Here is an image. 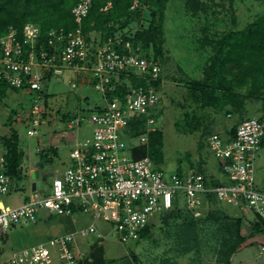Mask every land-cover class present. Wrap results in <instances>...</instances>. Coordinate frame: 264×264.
Masks as SVG:
<instances>
[{"label":"built area","instance_id":"built-area-1","mask_svg":"<svg viewBox=\"0 0 264 264\" xmlns=\"http://www.w3.org/2000/svg\"><path fill=\"white\" fill-rule=\"evenodd\" d=\"M90 4L91 0H79L73 6L74 28L47 32L51 51L36 48L39 27L34 24L27 29L23 43L11 27L0 37V81L31 99L27 135H35L44 123L46 107L41 91L46 74L58 76L67 68L82 73L83 81L91 82L104 101L87 116L78 111L69 120V128L78 130L87 123L91 130L75 141L68 153L69 165L55 172L47 194L40 184L23 204L5 205L2 197L9 193L12 180L0 155V235L18 225L35 224L41 212L46 217H69L73 221L79 215L92 218L73 231L52 236L47 243L12 253L0 259V264H51L52 254L61 264H78L85 253L76 249L77 238H104L96 221L105 228L109 226L121 243L136 242L144 227L157 214L175 207L177 200L193 217L202 216L212 207L211 196L241 211L250 223L264 221V188L258 186L254 164L264 139V108L260 115L240 121L231 138L218 133L207 137L217 175L193 169L167 172L149 156L135 158L136 150L147 144L148 133L155 129L152 115L160 103L155 82L162 68L157 60L144 56L127 35L99 38L93 47L81 29ZM131 75L143 79L144 84L132 86ZM123 85L126 91L113 95ZM142 120L141 134L130 135L131 124L138 125ZM211 176L217 183L211 182ZM247 214L251 215L249 219ZM260 250L264 252V245Z\"/></svg>","mask_w":264,"mask_h":264},{"label":"rangeland","instance_id":"rangeland-1","mask_svg":"<svg viewBox=\"0 0 264 264\" xmlns=\"http://www.w3.org/2000/svg\"><path fill=\"white\" fill-rule=\"evenodd\" d=\"M212 2L207 3L208 10L202 12L190 9L187 0H167L159 22L161 33L157 35L162 42L161 54L156 56V59L160 61L163 79L160 85V103L155 113L153 127L162 132L163 161L160 167L167 172L178 169L188 170L192 165L193 170L201 166L208 174L217 175L215 159L207 146L206 138L209 135L205 137L203 132L206 130V132L218 133L222 138H226L229 130L241 119L258 116L263 109V99L244 96L252 90L250 83L237 89L244 97L241 98L243 101L240 107L231 102L219 111L202 106L201 101L194 100L190 95L186 81L203 77V67L216 50L215 41L229 30L244 28L264 11V0H214ZM159 17L156 14V21ZM150 19L149 10L144 7L138 18L131 20L127 27L118 29L116 33L130 35L139 30H145L149 27ZM88 36L92 46L95 47L94 44L99 40L100 33L91 31ZM143 50L141 52L155 57L151 43L147 49ZM248 66L247 62V70H251ZM251 73L254 76L252 70ZM82 76V73L67 68L61 75H50L43 82L41 93L46 104V114L44 123L38 127L35 135L26 133L31 128L26 119L31 106L30 97L24 92H16L15 101L10 97L6 100L10 106H16L19 110L20 122L1 124L8 117L9 108L6 107V112L0 116V152L5 151L1 146V138H9L12 129L17 132L19 147L23 151L21 163L23 180H12L6 204L16 205L20 202L23 204L27 200L26 195L34 180L30 175V169L38 170L37 180L44 194H47L55 172L69 165L67 157L73 145L66 143L64 133L77 130L76 127H73L74 129L68 127L69 120L78 111L87 116L95 105L104 102L91 82L85 83ZM70 83H75L76 87H71ZM185 113L194 114L198 120V128L193 132H186L183 128ZM62 115H66L65 122L62 120ZM90 130L91 126L85 123L77 131L82 137ZM44 156L45 158L41 160ZM40 162L42 167L38 166ZM254 164L256 180L260 187L262 184L264 186V142L255 154ZM179 201L177 200L172 209L157 214L152 221L149 235L137 242L121 243L109 226L105 228L103 223L96 221L97 226L104 231V238L100 241L108 264H223L224 259L219 251L226 232L223 228L225 221L215 222L201 218L196 222L192 221L193 225L190 226V217ZM213 205V209L222 210L216 211L217 213L237 217L233 214L235 209L227 204L216 201ZM171 210L176 212L167 214ZM205 213L206 210L203 214ZM239 213L243 214L241 211ZM250 217L251 215L247 214V218ZM59 218L55 216L52 220L45 219L44 212H41L35 224L19 225L7 230L0 239V252L3 250V254L7 255L12 251L29 248L31 245L47 243L60 223ZM243 218L240 232L247 236L249 241L247 245L249 243L251 245L236 253L234 262L239 259H248V264H264V253L260 251V244L256 242L259 240L250 236V221L244 216ZM91 220L92 218L89 221ZM86 221L84 217L80 226L89 222ZM186 226L192 229L185 232ZM95 240L92 237L77 238L76 249L85 253L82 259ZM132 253L136 258H133ZM51 258V264H61L55 254H52Z\"/></svg>","mask_w":264,"mask_h":264},{"label":"trees","instance_id":"trees-1","mask_svg":"<svg viewBox=\"0 0 264 264\" xmlns=\"http://www.w3.org/2000/svg\"><path fill=\"white\" fill-rule=\"evenodd\" d=\"M212 1L214 0H187L190 9L202 12L208 10L207 3ZM78 2L79 0H0V37L7 34L11 27L16 32V39L23 43L27 29L34 24L39 27V38L36 48L51 51V47L47 45V32L54 28H63L66 31L74 28L75 21L71 9ZM166 2L167 0H91L90 7L81 22L82 32L85 35H89L91 31L99 32L100 39L104 40L106 37L114 35L118 29L122 30L124 27H127L129 22L138 18L144 7H146L151 16L149 27L127 36H129L128 39L133 41V45L139 46L140 49H147L151 43L155 55L152 58L160 64L156 56H160L161 54L160 45L162 39L157 34L161 33L159 22L162 19L161 15ZM151 6H154V8H150ZM156 14L160 16L157 21L155 19ZM202 31H205V29H202ZM87 39H89V36ZM215 43L216 50L208 63L203 67V77L201 79H189L186 81L190 95L194 100L201 101L202 106L220 111L227 103L231 102L240 107L243 101L241 98L244 97L237 89L250 83L252 90L248 91L244 96L247 98L256 97L263 99L264 108V11L244 28L229 30ZM26 46L24 45V48L28 47ZM143 54L147 58L150 57L146 52ZM247 62L254 76L251 70H247ZM45 76L47 79L50 75L46 74ZM162 79L163 75L161 73L155 82L159 89ZM129 80L132 86L144 84L143 79L136 76L131 75ZM9 89L20 92L19 89L10 87L7 83L0 81V100L6 96ZM126 89V86L123 85L112 93L113 95H121ZM112 93L109 94V97L113 96ZM185 114L183 128L186 132H193L198 128V120L194 114ZM15 115L16 109H10L6 124H11ZM62 116V120L65 122L66 115ZM152 116L156 117L155 115ZM244 119H241V121ZM236 125L229 130V134L226 137L231 138L234 135ZM143 127L144 120L138 121V125L131 124V132L129 134L137 136L141 134L140 129ZM203 133L205 137L212 134L210 131L206 132V130ZM18 139V134L13 129L9 138H1V146L4 147L5 151L0 155L6 161L5 173L13 181L23 180L21 169L23 151L19 147ZM263 142L264 139L262 140ZM162 147V132L154 129V131L148 133L146 146L138 148L134 156L135 158L149 156L156 165H160L163 161ZM43 158L45 156L41 157V160ZM189 169L194 168L191 165ZM177 171L180 172L181 170L178 169ZM195 171L204 175L206 174L205 169L201 166H198ZM211 182L217 183L213 176H211ZM209 202L213 204L216 200L209 196ZM212 207L208 208L206 213L200 217H193L186 211L190 217V226L193 225L192 221L196 222V220L201 218L215 222L224 220L223 228L226 232L224 233L219 253L224 259L223 264H230L231 257L244 247L247 240V236L242 235L240 232L242 218L240 216L221 215L216 212L222 211L221 209H213ZM174 212L176 211L171 210L167 214L170 215ZM54 217L55 215L48 218L52 220ZM67 218L60 217L59 219L65 220ZM250 224V236L264 232L263 220L258 219L257 221H252ZM151 226L152 223L144 227L139 233L137 241L149 235ZM190 226H186L185 232L190 230ZM132 255L133 258H136L133 253ZM78 264H108L100 239L92 242L87 255Z\"/></svg>","mask_w":264,"mask_h":264},{"label":"crops","instance_id":"crops-1","mask_svg":"<svg viewBox=\"0 0 264 264\" xmlns=\"http://www.w3.org/2000/svg\"><path fill=\"white\" fill-rule=\"evenodd\" d=\"M21 92V91H20ZM16 95H17V93L15 92V91H13V90H11V89H9L8 91H7V93H6V96L2 99V100H0V116L1 115H3L2 113L4 112H6L5 111V108L6 107H8L9 108V110L10 109H12V108H15L16 109V115H15V117H14V119H13V121H12V123H18V122H20V119L18 118L19 117V110L16 108V106H10V103L9 102H7L6 100L10 97L11 99H13V101H15L14 99L15 98H17L16 97ZM26 95V94H25ZM12 101V102H13ZM11 102V103H12ZM12 105V104H11ZM6 123V120H4L1 124H5ZM11 123V124H12ZM66 133H68V134H66ZM66 133H64V137L66 138V143H71L72 145H74V143H75V141L80 137L79 136V134H78V132H77V130H75V131H71L70 133L69 132H66ZM0 154H1V152H0ZM67 159H68V161H69V158L67 157ZM35 173V171H32L31 169H30V175L32 176L33 174ZM33 181H35V180H32V182ZM258 184H259V182H258ZM263 185V184H262ZM261 185V188H264V186H262ZM259 186V185H258ZM31 191H32V189L30 188V191L28 192V194L26 195V197L27 196H29L30 195V193H31ZM7 198H9L8 197V194L7 195H5L4 197H2V202L5 204V205H9V206H19V205H21V203L22 202H20V203H17L16 205H13V204H6L5 202L6 201H8V199ZM232 209H235V208H232ZM233 214H235V215H237V216H241L242 217V219H244L243 218V216H244V214H240L239 213V211L237 210V209H235V210H233ZM84 217H86V216H83V215H79L78 217H77V221H73L71 218H67V219H65V220H60V223H59V225L54 229V235H58V234H63V233H66V232H70V231H73L74 229H76L77 227H80V223H81V221H82V219L84 218ZM44 218L45 219H49L48 217H46V214L44 213ZM86 219H87V221L86 222H88L89 220H90V217H86ZM19 226V225H18ZM13 228H15V227H13ZM12 229V228H11ZM6 233V232H5ZM5 233H2L1 235H0V239H2V236L5 234ZM55 233H58V234H55ZM53 235V236H54ZM260 235V238H258V236ZM254 238L253 239H256V240H259V241H256V242H258V244H260V247L261 246H263L262 244L264 243V232H260V233H257V234H255L254 236H253ZM249 241L248 240H246V242H245V245H244V247H242L241 248V250H239L238 252H240V251H242L244 248H246L249 244L251 245V243H249L248 245H247V243H248ZM26 248V247H25ZM22 249H24V248H22ZM22 249H19V250H17V251H12V253H15V252H18V251H20V250H22ZM261 251V250H260ZM238 252H236V253H238ZM262 252V251H261ZM4 252H3V250H2V252H0V259H5V258H7L9 255H11V254H7V255H5V254H3ZM236 253L233 255V257H232V259H231V263L230 264H248V259H242V260H238L237 262H234V258H235V256H236ZM262 253H264V252H262ZM242 256H244V255H242Z\"/></svg>","mask_w":264,"mask_h":264},{"label":"water","instance_id":"water-1","mask_svg":"<svg viewBox=\"0 0 264 264\" xmlns=\"http://www.w3.org/2000/svg\"><path fill=\"white\" fill-rule=\"evenodd\" d=\"M38 166H39V167H42V162H40V163L38 164ZM32 177H33L34 180H35V179H36V180L32 182V184H31V189H32V190H35L36 188L39 189V187H40V182L37 180V179H38V170L35 171V173L32 175Z\"/></svg>","mask_w":264,"mask_h":264}]
</instances>
